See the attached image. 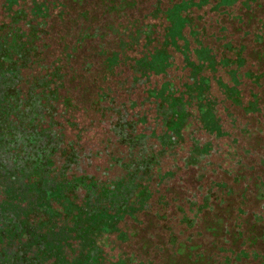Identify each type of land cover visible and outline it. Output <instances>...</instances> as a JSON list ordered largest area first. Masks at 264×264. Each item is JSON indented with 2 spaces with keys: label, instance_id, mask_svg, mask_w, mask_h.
I'll return each mask as SVG.
<instances>
[{
  "label": "flooded vegetation",
  "instance_id": "obj_1",
  "mask_svg": "<svg viewBox=\"0 0 264 264\" xmlns=\"http://www.w3.org/2000/svg\"><path fill=\"white\" fill-rule=\"evenodd\" d=\"M197 253L264 264V0H0V264Z\"/></svg>",
  "mask_w": 264,
  "mask_h": 264
},
{
  "label": "rangeland",
  "instance_id": "obj_2",
  "mask_svg": "<svg viewBox=\"0 0 264 264\" xmlns=\"http://www.w3.org/2000/svg\"><path fill=\"white\" fill-rule=\"evenodd\" d=\"M232 2V1H231ZM230 2V3H231ZM229 4V3H228ZM223 8V7H222ZM169 38L170 39H173L174 38V36L170 33L169 34ZM184 50L186 51V48H184ZM203 50V52L205 53L206 52V49L205 48H203L202 49ZM200 55H202V53L200 52ZM204 58H206V59H204V61H202L201 62V64L200 65H198V69L199 70H205L206 68L208 69H211V66L210 65H212V63H211V61L206 57V56H204ZM174 65L177 67V68H179V67H181V69H183V70H174V73H175V75H177V76H179V78L181 79V82H187L188 81V79L191 77V73L190 72H187L186 70H184V67L182 66V64H181V61H180V58H179V55H175L174 56ZM195 64H192V66H194ZM195 68L197 69V66H195ZM168 75L167 76H171L172 75V72H171V70H169L168 71V73H167ZM205 75H207V76H210L211 74L210 73H205ZM214 75L215 76H217V77H223L222 76V74L220 73V71L219 72H217L216 71V73H214ZM125 76H128V74L127 73H125ZM165 77H166V75H165ZM162 80H164V75L162 76V78H160V77H155V78H153L152 79V83L153 84H155V85H157L158 83H160V81L162 82ZM107 83H109V81H106ZM203 82V84H205L206 82H204V81H202ZM212 83V89L210 90V92L211 93H214V94H217V92H216V85H215V83H214V81H212L211 82ZM235 83L236 82H232V84L233 85H235ZM108 85V84H107ZM113 85V84H112ZM170 87V83L168 82L167 84H165L164 86H163V88H162V90L163 91H165L168 95H173L174 96V93L173 92H171V91H169L168 90V88ZM223 90H225V88H223ZM153 96V95H152ZM202 96H204V95H202V94H200L199 93V95L198 96H196V100H198V99H200V97H202ZM218 96V95H217ZM154 97V96H153ZM206 97V96H205ZM245 97V96H244ZM205 107H203V106H201V107H197V114H199V118H200V121H202L203 122V129L204 130H207V132H211V133H214V134H216V132L218 131L217 130V128L214 126V125H212L210 122H211V117H210V115H207V114H204V111H205V109H204ZM199 111V112H198ZM193 112H195V111H193ZM192 117H193V115H192ZM194 124V127L196 126V124L195 123H193ZM186 128H188V123L184 126V132L185 133H188L189 131L188 130H186ZM245 132V131H244ZM251 135H253L252 134V132H251V130H249V129H247V131L243 134V136L244 137H246V138H250L251 137ZM178 137V136H177ZM93 145V144H92ZM220 188H222L221 186H220ZM222 189H225V188H222ZM195 248H192V246H189V247H187V251H193ZM127 250V249H126ZM137 250V249H136ZM130 251H132V249H130ZM143 253H141L143 256L145 255V252L144 251H142ZM196 254V250L194 251V255ZM140 255V254H139ZM187 257L189 256V255H186ZM139 258V257H138ZM141 258H146V257H141ZM201 258H202V256H201V254H199V253H197V255L195 256V258L193 259V257H189L188 259H189V262H190V264H196L198 261H200L201 260ZM187 263H188V260H187Z\"/></svg>",
  "mask_w": 264,
  "mask_h": 264
}]
</instances>
